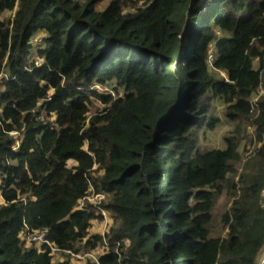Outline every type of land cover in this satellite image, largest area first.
Returning <instances> with one entry per match:
<instances>
[{"label": "trees", "instance_id": "trees-1", "mask_svg": "<svg viewBox=\"0 0 264 264\" xmlns=\"http://www.w3.org/2000/svg\"><path fill=\"white\" fill-rule=\"evenodd\" d=\"M102 1L0 0V264H55L27 230L94 249L91 184L89 264H264V0ZM217 98L236 133L202 150Z\"/></svg>", "mask_w": 264, "mask_h": 264}, {"label": "rangeland", "instance_id": "rangeland-1", "mask_svg": "<svg viewBox=\"0 0 264 264\" xmlns=\"http://www.w3.org/2000/svg\"><path fill=\"white\" fill-rule=\"evenodd\" d=\"M109 0H103L102 2L98 3L97 10L102 11L109 5ZM129 2V1H126ZM135 5L130 3L129 5L125 4L124 10L125 12H133L135 11V8H133ZM9 13H6V16H8ZM219 76L224 77L222 73L219 72ZM106 89V88H105ZM226 109L227 104L224 102L223 99L217 98L213 104L212 110H211V116L214 117L218 122L214 129H204L201 131V149L202 150H208V149H214V148H224L225 147V138L226 137H232L235 136L236 133V126L235 122H233L231 119H229L226 116ZM240 130L242 131L240 137L242 143H249L250 138L252 136V128L249 127L247 129L246 127H241ZM70 165L74 164L73 161L69 162ZM100 172H97L95 176H99ZM108 201V197L105 200V204ZM1 203V199H0ZM228 207V200L225 195L221 196L217 204L215 206V216H214V226L215 231L214 233H220L222 231V228L220 226V215L226 210ZM92 208H89L88 211H91ZM97 214L96 218H94L91 221V227L89 229V236L88 238H92L95 236L103 238V240L98 241L97 246L92 250H82L79 253L75 252H66L63 250H55L53 251V260L55 264H89V263H97L100 255L104 254L108 249V242L107 239L104 240V237H106L107 233L110 232L111 226L114 225L113 219L110 217L109 214L106 215V217L103 219L99 215L98 210H94ZM107 212V211H106ZM108 213V212H107ZM102 216V215H101ZM26 242L27 246H34V244L30 242ZM82 244H76L82 245ZM39 247V246H38ZM264 260V253L260 257V261L262 262Z\"/></svg>", "mask_w": 264, "mask_h": 264}, {"label": "built area", "instance_id": "built-area-1", "mask_svg": "<svg viewBox=\"0 0 264 264\" xmlns=\"http://www.w3.org/2000/svg\"><path fill=\"white\" fill-rule=\"evenodd\" d=\"M4 76V73H0V82ZM97 89L100 92L106 91L104 86H96ZM0 91H1V85H0ZM108 197V193L106 190H100L96 191L95 188L90 185V189L87 195H85L83 198L80 199L78 203V209L80 210H88L89 208H92L94 210H98L99 214L102 215V218L104 219L106 215L108 214L106 210L103 207V203ZM23 238L32 244H35L36 246L42 247V245H47L51 248L52 252L57 250V248L54 247V244L49 240L48 238V230L43 229L41 231H30L27 230L23 233ZM264 260L262 261V263ZM98 263V261H97Z\"/></svg>", "mask_w": 264, "mask_h": 264}]
</instances>
